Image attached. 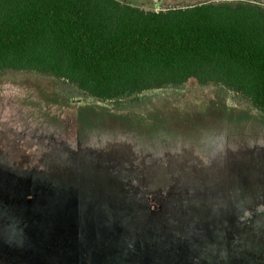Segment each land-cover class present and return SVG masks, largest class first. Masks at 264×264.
<instances>
[{"label": "rangeland", "instance_id": "obj_1", "mask_svg": "<svg viewBox=\"0 0 264 264\" xmlns=\"http://www.w3.org/2000/svg\"><path fill=\"white\" fill-rule=\"evenodd\" d=\"M0 264H264V113L194 80L98 102L0 72Z\"/></svg>", "mask_w": 264, "mask_h": 264}, {"label": "trees", "instance_id": "obj_2", "mask_svg": "<svg viewBox=\"0 0 264 264\" xmlns=\"http://www.w3.org/2000/svg\"><path fill=\"white\" fill-rule=\"evenodd\" d=\"M63 80L98 102L216 84L264 113V4L150 11L118 0H0V72Z\"/></svg>", "mask_w": 264, "mask_h": 264}, {"label": "crops", "instance_id": "obj_3", "mask_svg": "<svg viewBox=\"0 0 264 264\" xmlns=\"http://www.w3.org/2000/svg\"><path fill=\"white\" fill-rule=\"evenodd\" d=\"M119 1V0H118ZM120 2V1H119ZM209 2V1H208ZM122 3V2H121ZM142 9V8H141ZM144 9V8H143ZM151 11V10H150Z\"/></svg>", "mask_w": 264, "mask_h": 264}]
</instances>
